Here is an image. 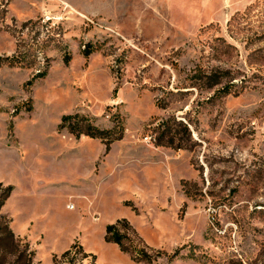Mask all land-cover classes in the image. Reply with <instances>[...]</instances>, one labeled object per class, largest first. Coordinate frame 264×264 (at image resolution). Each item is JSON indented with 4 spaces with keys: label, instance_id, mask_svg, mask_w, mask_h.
I'll use <instances>...</instances> for the list:
<instances>
[{
    "label": "rangeland",
    "instance_id": "1",
    "mask_svg": "<svg viewBox=\"0 0 264 264\" xmlns=\"http://www.w3.org/2000/svg\"><path fill=\"white\" fill-rule=\"evenodd\" d=\"M0 182V264H264V0H0Z\"/></svg>",
    "mask_w": 264,
    "mask_h": 264
},
{
    "label": "trees",
    "instance_id": "2",
    "mask_svg": "<svg viewBox=\"0 0 264 264\" xmlns=\"http://www.w3.org/2000/svg\"><path fill=\"white\" fill-rule=\"evenodd\" d=\"M95 49V44L91 41H88L83 44L82 46V53L84 56L89 55L93 50ZM69 56H64L65 62L68 61ZM46 74V69L39 70L35 74H33L32 78L29 79L28 82H32L35 78L44 77ZM229 87H222L223 93H229L231 88ZM116 118V117H115ZM118 118V117H117ZM82 122L83 123L82 125ZM85 124V125H84ZM59 127H68L69 130L75 134V136H80L81 134H85L91 137H97L100 139H105L111 134L112 129H103L99 128L98 126L94 125L91 122V118L86 115H82L78 112L74 113H67L63 114L61 116ZM187 128V127H186ZM108 146V143H107ZM13 190V185L7 184L3 186V184L0 182V208L4 204L5 200L10 196L11 192ZM1 219H6L4 215H0ZM5 228L8 229L10 232V236L13 237L12 232L8 228V221L5 220L4 222ZM128 238V235L124 232H121L116 224L109 223L105 227V239L109 242H114L119 245L121 251L123 252H132L133 258H136L137 261L142 260L143 256H145L146 253H144V250L138 247H134L133 251H131L126 243L125 240Z\"/></svg>",
    "mask_w": 264,
    "mask_h": 264
},
{
    "label": "built area",
    "instance_id": "3",
    "mask_svg": "<svg viewBox=\"0 0 264 264\" xmlns=\"http://www.w3.org/2000/svg\"><path fill=\"white\" fill-rule=\"evenodd\" d=\"M85 18H86V20H87L88 22H90V23H92V24H95V20H93V19H91V18H89V17H87V16H85Z\"/></svg>",
    "mask_w": 264,
    "mask_h": 264
}]
</instances>
